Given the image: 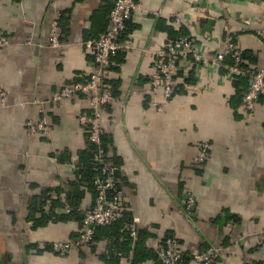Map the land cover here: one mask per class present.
Wrapping results in <instances>:
<instances>
[{
  "label": "crops",
  "instance_id": "obj_1",
  "mask_svg": "<svg viewBox=\"0 0 264 264\" xmlns=\"http://www.w3.org/2000/svg\"><path fill=\"white\" fill-rule=\"evenodd\" d=\"M114 1L0 0V36L9 41L0 48V264L131 261L135 244L128 246L118 228L98 229L89 246L69 254L51 248L79 232L80 223L64 211L68 200L81 195L83 210L94 200L78 181L88 137L77 118L89 111L88 100L52 96L94 69L87 42L107 28ZM140 1L121 39L131 48L118 51L105 74L114 100L101 111L120 205L139 237L134 264H160L155 249L166 237L188 262L215 246L214 264H264V101L244 114L239 93L248 84L213 64L232 30L247 65L264 69V0ZM51 2L61 14L59 48L48 41ZM200 11L214 17L211 30L203 29ZM176 12L208 64L189 68L165 99L149 78L153 52L175 35L169 15ZM43 116L50 132L29 133L26 123ZM199 142L210 145V155L195 165Z\"/></svg>",
  "mask_w": 264,
  "mask_h": 264
},
{
  "label": "built area",
  "instance_id": "obj_2",
  "mask_svg": "<svg viewBox=\"0 0 264 264\" xmlns=\"http://www.w3.org/2000/svg\"><path fill=\"white\" fill-rule=\"evenodd\" d=\"M50 7L53 15L48 41L50 47L59 48L61 46L59 25L61 14L56 9L54 2L50 3ZM140 10H142L140 0H115L109 13L107 28L97 39L87 42V47L93 55L92 64L94 69L83 80L65 84L52 96L53 101H60L74 95H80L88 100L89 111L80 114L77 122L86 131L89 141L96 146L95 166H98L101 175L97 176L93 183L96 195L91 209L83 210L81 208L83 218L77 236L70 240L55 241L51 244L52 250L62 255L89 246L93 241L94 230L97 226H110L123 216V209L120 205L122 193L116 185L113 175L114 169L108 160V155L101 147L102 135L104 134L101 126V111L114 100L111 90L104 82L105 74L115 54L118 51L131 48L130 43L123 42L121 39L127 28V22ZM152 13L156 17L159 16V12ZM182 15V12L169 15L173 29L179 35L153 52L149 78L150 88L153 92L160 89L165 99L172 97L178 80L180 77L184 79L189 68L208 64L195 33H181ZM198 18L204 30H211L212 25L215 23L214 17L207 12L202 11ZM202 33L204 34L203 31ZM8 44V39L1 35L0 48L6 47ZM219 44L220 49L213 59V64L230 77L247 79L248 88L241 98V110L248 115L254 111L260 100L264 101V69H256L247 65L237 42L236 31H226L223 40ZM26 127L31 134L37 132L47 135L51 130L50 122L45 116L36 122L29 120ZM209 155L210 145L206 142H199L196 144L194 164L203 163ZM193 204L194 200L188 198L185 211L189 215L192 214ZM64 211L69 213L71 210L65 205ZM127 229L132 242H134L137 239L135 223L129 224ZM155 254L161 264H214L220 255V249L210 246L197 254L191 262H188L179 243L172 237H166L156 247ZM125 264L132 263L127 259Z\"/></svg>",
  "mask_w": 264,
  "mask_h": 264
},
{
  "label": "trees",
  "instance_id": "obj_3",
  "mask_svg": "<svg viewBox=\"0 0 264 264\" xmlns=\"http://www.w3.org/2000/svg\"><path fill=\"white\" fill-rule=\"evenodd\" d=\"M59 23H60V21H59ZM128 25V22H127V24H126V26ZM126 31V30H125ZM124 31V32H125ZM104 32V31H103ZM181 33L182 34H185V33H183L182 31H181ZM179 34L177 33V32H175V35H174V37H173V39L174 38H176L177 36H178ZM242 56H243V58L245 59V58H247V56H246V54L245 53H243L242 52ZM188 74H189V76H190V73L188 72ZM187 77H188V75L186 76V80H188L189 79V77H188V79H187ZM234 80H236V82H237V84H246L247 83V79H245V78H243V77H232ZM247 89V87H246V85H245V90H244V92L241 94V93H239V97H240V100H241V98H242V96H243V94L247 91L246 90ZM105 135L103 134L102 135V145H101V147L103 148V150L105 151V153L107 154V147H106V144H105ZM95 151H96V146L92 143V142H90L89 141V139H88V147H87V149L86 150H84L81 154H80V156H87V158H86V160H84V161H82V163H81V165H80V167L78 168V174H79V179L80 180H78L79 182H86L87 183V187H88V189H90L91 191V194H92V197H93V199H94V197H95V195H96V193H95V190H94V185H93V183H94V180H95V178L97 177V176H101L100 175V172H99V169H98V166H95V162H94V164H92V160H93V156L95 155ZM90 158H91V161H90ZM108 160H109V162L111 163V161H110V158L108 157ZM90 162H91V164H90ZM112 164V163H111ZM113 166V165H112ZM114 179H115V181H116V185H117V187H119V183H118V181L116 180V178L114 177ZM73 199H75L74 201H72V200H68V203H67V206L70 208V212L69 213H66V215H69V216H74L75 218H76V220L79 222V223H81V220H82V218H83V212L81 211V206H80V204H79V201L82 199V197H81V195H79V196H76V195H74L73 197H72ZM132 223V219H131V217L129 216V214L128 213H123V216H122V218L121 219H119V220H117L116 222H114V223H112L110 226H104V227H102V226H97L96 228H95V230H94V235H93V239L95 238V233H96V231L98 230V229H100V228H118V229H122V233H121V237H125L126 239H127V244H128V246H129V244L130 245H132V244H135V246L136 247H138L137 245L139 244V237H137V239L132 243V240H131V238H130V236H129V232H128V229H127V227H128V225L129 224H131ZM135 246H134V248L132 249V247L131 248H129L128 250L132 253V255H131V263L132 264H134V262H135V257H136V255H137V248H135ZM149 255H147V257H148ZM155 259L157 260V261H159L158 259H157V256H156V254H155ZM115 260H116V263H117V258H115ZM159 263L161 264V262L159 261Z\"/></svg>",
  "mask_w": 264,
  "mask_h": 264
}]
</instances>
